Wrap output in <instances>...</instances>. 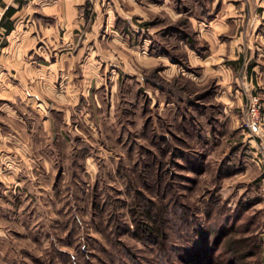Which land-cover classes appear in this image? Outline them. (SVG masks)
Returning a JSON list of instances; mask_svg holds the SVG:
<instances>
[{
	"label": "rangeland",
	"instance_id": "1",
	"mask_svg": "<svg viewBox=\"0 0 264 264\" xmlns=\"http://www.w3.org/2000/svg\"><path fill=\"white\" fill-rule=\"evenodd\" d=\"M197 1L173 0L172 19L103 0L92 94L62 102L44 157L0 162V264H264V30L249 31L264 0L228 21L245 29L231 62L196 39L183 6L199 17ZM87 7L103 23L100 0ZM145 204L164 233H135ZM229 236L244 237L238 251Z\"/></svg>",
	"mask_w": 264,
	"mask_h": 264
},
{
	"label": "crops",
	"instance_id": "2",
	"mask_svg": "<svg viewBox=\"0 0 264 264\" xmlns=\"http://www.w3.org/2000/svg\"><path fill=\"white\" fill-rule=\"evenodd\" d=\"M88 2L0 0V162L4 161L3 168H12L11 172L15 158L27 160L32 153L44 157L47 135L56 131L53 118L63 109V101L92 94L89 80L96 69V30L110 24L113 9L100 0L105 16L103 23H96L97 14H91ZM133 2L138 18L148 16V8L162 10L171 18L178 12L173 0ZM196 4L199 17L190 12V3L183 6L189 25L197 30L196 39L208 47L220 43L228 48L218 58L231 62L242 57L239 47L244 46V27L242 22L230 25L228 21L248 13L250 0H198ZM256 8L261 10L264 25V4ZM257 23L249 27L250 32L264 30ZM260 45L264 48V43ZM253 53L256 58L261 54L258 49Z\"/></svg>",
	"mask_w": 264,
	"mask_h": 264
},
{
	"label": "trees",
	"instance_id": "3",
	"mask_svg": "<svg viewBox=\"0 0 264 264\" xmlns=\"http://www.w3.org/2000/svg\"><path fill=\"white\" fill-rule=\"evenodd\" d=\"M135 192H139V191H135ZM157 193V192H155ZM154 195V194H153ZM160 195L157 194V196ZM148 202H151L152 201L150 199H147L145 198ZM128 207H131V206H128ZM163 210V209H162ZM130 211H132V213L134 212L131 208H130ZM137 211V210H136ZM144 217L143 216H139L140 218H136L135 215H133V222H134V228H135V233L136 230L138 229L139 233L140 234H146V235H150V234H154L155 236H157V234H161V233H164L162 227H161V219H160V212L158 214L155 213V210H151L150 209V206L149 205H144V210H141ZM140 215H141V212H140ZM145 217H148L150 219V222H147V218ZM228 232V231H225V232H222L221 234H219V236H216L217 240H214L215 244L216 242H219L220 243V240L222 241V235H225V233ZM246 237V236H245ZM219 238V239H218ZM244 239V237L238 239V238H233L231 236L227 237L226 239H224L223 241V248L226 249V248H229L231 250H237L240 249L239 248V245L241 244V241L239 240H242ZM216 246L214 245V248ZM245 254H247V251L243 252L241 250L240 252V256H244Z\"/></svg>",
	"mask_w": 264,
	"mask_h": 264
},
{
	"label": "built area",
	"instance_id": "4",
	"mask_svg": "<svg viewBox=\"0 0 264 264\" xmlns=\"http://www.w3.org/2000/svg\"><path fill=\"white\" fill-rule=\"evenodd\" d=\"M259 108L260 101L257 94H251L249 96V102L246 107V121L245 125L248 129L258 131L259 129ZM261 146L264 148V135L261 136Z\"/></svg>",
	"mask_w": 264,
	"mask_h": 264
}]
</instances>
